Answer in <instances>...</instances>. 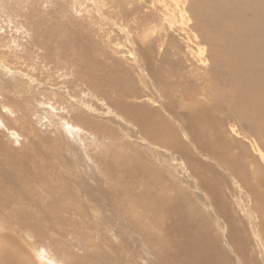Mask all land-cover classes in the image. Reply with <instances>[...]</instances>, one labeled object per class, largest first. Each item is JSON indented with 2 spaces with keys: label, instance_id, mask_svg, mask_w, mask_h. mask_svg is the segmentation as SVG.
I'll list each match as a JSON object with an SVG mask.
<instances>
[{
  "label": "rangeland",
  "instance_id": "1",
  "mask_svg": "<svg viewBox=\"0 0 264 264\" xmlns=\"http://www.w3.org/2000/svg\"><path fill=\"white\" fill-rule=\"evenodd\" d=\"M177 1L0 0V256L11 255L12 264H171L164 256L173 254L163 251L174 245L169 234L173 220L166 212L179 189L165 195L163 212L152 209L154 202L145 197L159 189H144L142 175L131 182L129 168L117 163L135 154L118 149L108 131L125 144H132L136 135L121 129L128 125L90 87L97 85L98 76L118 75L139 96L122 101L171 117L173 133L214 169L222 202L248 239L240 247L242 264H264L261 216L225 168L231 163L263 190L256 173L264 175V149L225 103L212 112L210 124H216V131H206L208 140L231 144L218 153L223 167L203 158L187 136L184 125L213 110L210 95L217 94L222 82H213L211 62L202 63L197 54L202 46L197 37L209 31L198 32L195 19L183 24L181 14L191 17L192 0ZM144 56L167 71L166 88L150 87L151 77L137 63ZM169 88L171 98L165 94L161 99L159 89ZM115 97L111 100L117 101ZM181 196L186 206L193 204L197 221H208L221 235L232 258L226 245L229 228L220 211L196 186ZM148 211L166 219L149 224Z\"/></svg>",
  "mask_w": 264,
  "mask_h": 264
},
{
  "label": "bare ground",
  "instance_id": "2",
  "mask_svg": "<svg viewBox=\"0 0 264 264\" xmlns=\"http://www.w3.org/2000/svg\"><path fill=\"white\" fill-rule=\"evenodd\" d=\"M178 1L180 2V0ZM190 8L192 18L186 13H182L183 24L187 25L191 19H195L193 23L196 22L194 26L198 32L203 33L204 28L209 31L207 35H199L197 38L200 37L202 41L196 43L202 46L208 45L207 48L209 49L200 46L197 54L203 58L202 63L211 62V71L214 70L213 82H215V78L220 79L222 88L216 91L217 94L213 91L210 95L213 110L202 111L197 114L196 121L188 120L184 127L187 136L195 144V148L202 153L201 156L209 161L214 159L223 167L224 158H221L223 155L218 153L226 147H230L231 144L227 145L221 141L212 142L206 138V131L210 129L216 131V128L212 127L216 124L211 125L210 121L214 119L211 118L212 112L218 110L222 103H225L224 106H229L235 114L236 120L241 119L248 124L249 130L260 139L264 149V0H192ZM137 63H139L138 66H140L141 71L147 72L146 74L151 77V88H166L168 86L164 79V77L169 76L164 75L165 68L164 72L158 70L157 67L153 66L150 57L147 56L137 60ZM109 78L98 76L94 79L97 85H90V87L99 92L97 94L98 100L107 101L113 107L114 117H120V120L128 125L121 129H125L126 134L131 135L130 137L136 135L135 138H132V144H125L117 138L116 132L112 129L108 131L112 142L115 145L119 144L118 149H130L135 154V158L129 157L128 159L126 157L127 159L124 161L119 159L121 162L117 164L129 168L131 172L128 175L134 179L131 182L135 181L134 175L136 177L142 175L145 177V184H143L144 179L140 182L144 189H148L147 187L159 189V191H155L156 194L150 190L149 192L153 193L152 196L145 197L146 200L154 202L152 209H157L159 212H163L160 210V204L167 199L165 195L174 187L179 189L178 195L170 198L172 206L166 212V216L171 218V221L173 220L169 234L174 245L163 249V251L173 254L172 256L166 254L168 258L166 259L164 256L165 260L170 259L171 264H237L236 260L238 259L237 261H241L242 264L244 254L240 247L243 248V245L246 247L248 239L242 232L243 228L237 227L236 220L222 202L214 169L195 157L193 150L179 137V134H174L175 131L173 133L175 126L172 127V125L175 122H172L170 113H167L170 117L168 118L166 115L160 114V110L157 108H151L149 111L145 106L131 105L122 101L120 98L134 97L137 99L139 96L134 93V88L131 85H126L127 82L123 81V77L120 79L118 75L114 79ZM168 90L170 88L164 89V92L159 89L161 99L166 98L165 94L170 92ZM112 96H117L115 97L117 101L111 100ZM161 103L162 109L168 112L164 102L161 101ZM121 105L126 106L119 114ZM179 114L182 115L183 113ZM114 117L110 116V119L113 120ZM185 118L190 119V114L189 116L185 115ZM183 121H179L178 124H183ZM197 123L199 126H196ZM233 128L234 131L235 126ZM75 131L69 130L72 134ZM225 168L233 176L232 178L239 183V187L245 191V197L248 198V201L254 204L255 214L258 213L261 216L258 227L260 230L259 243L264 246V175L257 172V177L255 176L263 188L261 191L256 184L251 183V178L246 174L239 173V170L231 163L226 162ZM194 186L200 188L207 196L211 206L220 211L223 224L229 228L226 235V245L235 257L232 254V258L229 257L222 246L221 235L214 231L208 221L196 220L193 204L186 206L184 203L181 192L187 194ZM158 194L164 195L160 201L155 199ZM249 211L251 212V210ZM150 213L149 224H159L162 219H166V217H156L154 212ZM11 261V255L0 256V264H12Z\"/></svg>",
  "mask_w": 264,
  "mask_h": 264
}]
</instances>
